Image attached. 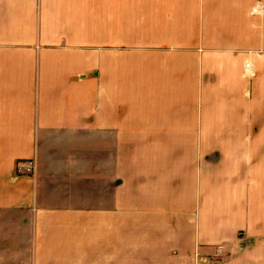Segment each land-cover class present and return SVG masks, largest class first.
<instances>
[{
	"label": "crops",
	"instance_id": "obj_1",
	"mask_svg": "<svg viewBox=\"0 0 264 264\" xmlns=\"http://www.w3.org/2000/svg\"><path fill=\"white\" fill-rule=\"evenodd\" d=\"M7 257L264 264V0H0Z\"/></svg>",
	"mask_w": 264,
	"mask_h": 264
},
{
	"label": "built area",
	"instance_id": "obj_2",
	"mask_svg": "<svg viewBox=\"0 0 264 264\" xmlns=\"http://www.w3.org/2000/svg\"><path fill=\"white\" fill-rule=\"evenodd\" d=\"M15 170L20 175H31L34 173L35 166L32 161H20L16 164Z\"/></svg>",
	"mask_w": 264,
	"mask_h": 264
},
{
	"label": "rangeland",
	"instance_id": "obj_3",
	"mask_svg": "<svg viewBox=\"0 0 264 264\" xmlns=\"http://www.w3.org/2000/svg\"><path fill=\"white\" fill-rule=\"evenodd\" d=\"M7 264H14L15 261H14V258L13 257H7Z\"/></svg>",
	"mask_w": 264,
	"mask_h": 264
}]
</instances>
